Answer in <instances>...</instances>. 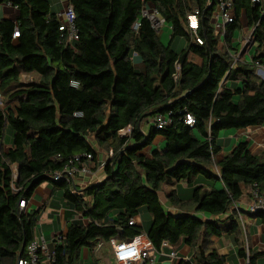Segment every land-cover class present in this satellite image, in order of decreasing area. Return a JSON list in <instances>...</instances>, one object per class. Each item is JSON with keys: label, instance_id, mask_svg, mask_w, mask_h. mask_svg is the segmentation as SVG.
<instances>
[{"label": "trees", "instance_id": "1", "mask_svg": "<svg viewBox=\"0 0 264 264\" xmlns=\"http://www.w3.org/2000/svg\"><path fill=\"white\" fill-rule=\"evenodd\" d=\"M143 1L68 0L79 34L73 50L61 41L51 0H0L18 11L15 19H0V264H16L25 256L22 243L33 238L38 211L18 212V201L30 198L44 181L62 190L70 208L88 220H67L61 239L53 241L52 264H80L82 248L93 256L95 247L112 238L132 239L143 228L128 222L143 208L151 216L146 234L155 249L162 241L169 243L168 251L189 247L191 257L175 264H225L227 256L213 246L223 235H232L244 257L241 215L258 220L264 233V210L233 207L244 191L249 199L253 190L264 191V150L253 153L247 141H239L214 161L222 130L264 126V80L248 64L223 81L229 57L207 22V42L189 40L186 12L201 0H146L172 26L168 44L145 18L132 29ZM241 9L249 26L258 22L254 57L264 62V14L249 0H237V15ZM235 27H229L228 42ZM177 37L187 42L180 52L172 47ZM134 54L141 59L140 70ZM177 59L181 72L175 81ZM23 73L38 80L23 83ZM71 80L79 86H70ZM186 113L194 117L193 126L185 123ZM157 114H166L170 123L162 129L151 124L144 132L141 123ZM128 125L130 133L120 135ZM8 132L11 143L5 148ZM156 136L163 138V149H152ZM109 148L112 156L102 166L101 181L78 191L70 182L50 178L73 155L91 153L97 161ZM197 177L220 182L221 188L210 189ZM179 182L192 186L191 194L184 199L174 188L166 195L177 211L172 214L160 192L164 184ZM254 252L249 249L250 264Z\"/></svg>", "mask_w": 264, "mask_h": 264}, {"label": "built area", "instance_id": "2", "mask_svg": "<svg viewBox=\"0 0 264 264\" xmlns=\"http://www.w3.org/2000/svg\"><path fill=\"white\" fill-rule=\"evenodd\" d=\"M62 4V9L56 13V17L59 20L58 29L61 32V41L65 46L75 50L74 42L79 39L78 29L75 24V12L73 7L68 3V0H59ZM200 3L194 2L190 10L186 12V24L185 31L188 34L189 40L203 45L206 43V29L205 23L210 27L213 36L217 38L219 46L229 57L228 67L226 69L224 79L230 71L235 70L241 65L250 64L254 68V74L260 79L264 80V62L259 59H255V47L256 43L253 41L254 31L257 23H254L245 35L241 31L242 25L239 19L240 14L243 12L247 21L246 14L243 9L237 15L235 6L237 0H201ZM252 6L259 8V14H264V0H249ZM140 18H145L149 21L153 30L157 33L161 32L162 26H166L168 31L172 30V26L169 25L165 18L160 15L156 6L151 1H143L140 8V15L132 24V29L137 30L140 25ZM203 19V22H202ZM236 24L233 35L230 42L227 41L229 34V27L232 24ZM248 24V21H247ZM239 28V39L235 38L236 28ZM202 32V34H201ZM18 28L16 27L12 33V38L18 37ZM241 42L242 47L238 50L235 46L236 42ZM181 72V63L177 59L174 62V72L172 77L175 81L179 79ZM38 80V79H37ZM35 80V81H37ZM20 81L23 83L34 81L32 75L21 74ZM222 81V82H223ZM70 86L78 87L79 82L77 80H71ZM0 96V104L2 102ZM75 116H81L80 112H75ZM185 123L189 126H193L195 119L191 114L186 113ZM151 124L157 129H162L170 123V119L166 114H157L151 119ZM131 131V126H126L120 131V135H127ZM106 158L112 156V150L109 148L105 153ZM100 157V156H99ZM97 157V161H94V156L91 153L75 154L68 159L66 164L61 170H56L51 173L50 178L54 181L65 180L72 183L74 186L79 185L80 188L89 185V181L94 176V167L102 170L104 161H100ZM58 159V155H56ZM12 177L17 178V167L12 166ZM15 191L14 186H12ZM252 198L249 204V211L255 212L256 210H264V191L259 192L257 189L253 190ZM27 199L21 197L18 203V212H26ZM78 214L75 218H79ZM129 225H140L136 218H131L128 222ZM242 230L244 234L245 244V256L241 258V264H250L249 252H248V236L245 226L242 224ZM53 241H59L61 234H55ZM46 239L43 235L37 236L35 230H33V238L25 245V256L20 257L17 264H52L54 261V253L48 248ZM110 245L113 250L115 260L118 264H133L143 263L149 261L154 263L152 256L162 255L168 258L174 259L177 257V253L174 249H170L165 252L164 249L169 248L167 241H162L160 248L155 249L151 244L148 236L144 230L135 235L130 240H117L112 238Z\"/></svg>", "mask_w": 264, "mask_h": 264}, {"label": "crops", "instance_id": "3", "mask_svg": "<svg viewBox=\"0 0 264 264\" xmlns=\"http://www.w3.org/2000/svg\"><path fill=\"white\" fill-rule=\"evenodd\" d=\"M8 4V3H7ZM10 5V4H9ZM11 6V5H10ZM62 9V4L59 0H51V10L54 13L59 12ZM18 14V11H17ZM16 14V16H17ZM15 16V18H16ZM10 17V16H9ZM14 18V19H15ZM8 19V18H6ZM10 19V18H9ZM134 62H140L138 66L142 68V62L141 59L134 54L133 55V63ZM256 76V75H255ZM257 77V76H256ZM258 78V77H257ZM259 79V78H258ZM151 119H146L141 123V126H144L142 129L144 132L147 130L148 126L151 125ZM143 124V125H142ZM142 128V127H141ZM197 135V134H196ZM163 141V138L161 136H156L153 144H158L157 148L160 147V143ZM239 141H247L250 145V151L256 152L260 150H264V126L260 127H247L242 128L238 130H223L222 133H219V142L222 145L221 151L215 155L214 161H218L222 159L225 152H228L231 150V148L236 145ZM6 143V142H5ZM11 143V142H10ZM10 143L5 145V148H8ZM154 146V145H153ZM152 146V147H153ZM149 151V148L146 149ZM223 152L222 156H219L220 153ZM100 161H104L106 157L104 155H100L98 158ZM216 174L219 175L217 169ZM104 178V173L102 170H99L94 167V176L89 181L90 184L97 183L101 181ZM196 181L198 183L206 184L208 188H221L220 182H215L214 184H211V181H207L205 179H202L201 177H197ZM182 182H179L174 186L175 184H169L166 183L162 187V191L160 192V198L163 207L171 212L172 214H176L177 211L174 207H172L165 199L166 195L173 190L174 188H177V185H180ZM165 185L171 186L172 189L167 192L163 188ZM74 190L75 188L80 191L85 187L80 188L79 185L76 184V186L72 185ZM78 187V188H77ZM87 187V186H86ZM174 187V188H173ZM177 190V189H176ZM178 193V192H177ZM179 194V193H178ZM190 195V194H189ZM189 195L186 194V198L189 197ZM63 191L60 189L53 190L52 184L51 185H38L32 192L30 198L27 199V206L25 208V211H38V219L36 221V225L34 227L35 233L37 236L43 235L44 238L47 240V246L52 251L53 247V236L55 234H63V232L66 231V222L67 220H76L81 223L86 224L88 222L87 218L82 216L77 211L70 208V206L66 203V201L63 199ZM180 197H182L179 194ZM37 198V201H32V199ZM184 198V197H182ZM185 199V198H184ZM251 199L247 198L246 191L243 193V197L238 200L234 204V208L237 209H243L245 211H249V204ZM80 215L79 218H75L77 215ZM138 218L142 221H140L141 226L143 230L146 232L149 228L150 221L145 215H137ZM241 225L243 224L245 226L246 232H247V238H248V252L249 249H252L256 253L255 256V262L254 264H264V233H263V226L262 224L257 220H255L252 217H246L244 218L241 215ZM56 220L57 225L50 222ZM143 219L146 220V222H143ZM138 221V220H137ZM55 231V232H54ZM54 234V235H53ZM214 248L218 251L220 255L227 256V262L225 264H241V257L238 255V246L234 243L232 235H223L219 241H216L214 243ZM243 247H245V244H243ZM165 252H168V249H164ZM109 252L112 255L113 250L111 245L109 246ZM192 253L189 250V247L186 245H182L181 248L177 252L178 257L183 258H189L191 257ZM113 260L115 264H118L117 261L114 259V256L112 255ZM96 259L95 255H91L89 249L82 248L80 250V264H90L92 262V259ZM152 259L154 260L153 264H174L168 258L167 256L162 255H154L152 256ZM133 264H146V262L143 263H133ZM149 264H151L149 262Z\"/></svg>", "mask_w": 264, "mask_h": 264}, {"label": "rangeland", "instance_id": "4", "mask_svg": "<svg viewBox=\"0 0 264 264\" xmlns=\"http://www.w3.org/2000/svg\"><path fill=\"white\" fill-rule=\"evenodd\" d=\"M16 14H17V9L15 8V7H13V6H10L9 4H7V3H1L0 4V19H3V18H10V19H14L15 18V16H16ZM10 16V17H9ZM239 19H240V22H241V25H242V29H243V31H241L242 32V34H244L245 33V35L249 32V30L251 29V27H249L248 26V24H247V21H246V18H245V15H244V13L242 12L241 14H240V16H239ZM169 33H168V31H167V28H166V26H162V29H161V33L159 34V36H160V40H161V42L163 43V44H168V42H169ZM235 38L236 39H239V28L237 27L236 28V31H235ZM186 46H187V42H186V40H185V38L184 37H177V38H175L174 39V41H173V45H172V47H173V49L176 51V52H180L182 49H185L186 48ZM235 46H236V48L238 49V50H240L241 49V47H242V44H241V42H236L235 43ZM140 64V62L138 63H136V62H134V65H135V68H137V69H142L140 66H138ZM32 77H33V79L34 80H37L38 78L35 76V75H32ZM2 100V102H3V98L1 99ZM234 100H237V96H235L234 97ZM2 102H1V104L0 105H2ZM143 125V124H142ZM142 127V129L144 128V126H141ZM227 131H230L231 132V130H227ZM223 132V130L220 132V133H222ZM6 142V143H5ZM5 142H4V145H7L8 143H10L11 142V135H10V133L8 132L6 135H5ZM154 146L152 147V149H154V148H157V146H158V144H156V143H154L153 144ZM163 147H164V143H163V141L160 143V147H158L157 149H163ZM225 154V153H224ZM103 155H104V157H105V153H103ZM223 155V152L222 153H220L219 154V156H222ZM202 178H204V177H202ZM213 182V181H212ZM42 185H51V182H49V181H44V182H42L41 183ZM40 184V185H41ZM175 186V185H174ZM38 187V186H37ZM174 188V187H173ZM191 188H192V186H190V185H188V184H186L185 182H182L180 185H177V192L182 196V197H184L185 199H186V194L187 195H189V194H191ZM165 191H167V192H169L171 189H172V187L171 186H168V185H165L164 186V188H163ZM37 201V198H34L33 197V199H32V201ZM139 214H143V215H145V217H147L148 219H149V221L151 222V216L148 214V212L143 208L141 211H140V213ZM136 218V220H138V224H140L141 225V223H140V221H142V220H140L139 218H138V216H136L135 217ZM50 220V219H49ZM55 221V222H54ZM54 221H51L50 220V222L53 224V222H54V224H56L57 225V222H56V220H54ZM146 222V220H144L143 219V222ZM57 227H58V225H57ZM55 232V231H54ZM54 235V234H53ZM183 244H181V245H177L176 247H174L173 249L176 251V253L178 252V250L181 248V246H182ZM109 246H110V244H109V242H103V243H101L100 245H98L97 247H95L93 250H92V253H93V255H95V257H96V259H95V263L94 264H115V262H114V260H113V257H112V255L110 254V252H109ZM179 258H183V257H176V258H174V259H171L170 258V260L172 261V262H174V264L177 262V260L179 259Z\"/></svg>", "mask_w": 264, "mask_h": 264}, {"label": "water", "instance_id": "5", "mask_svg": "<svg viewBox=\"0 0 264 264\" xmlns=\"http://www.w3.org/2000/svg\"><path fill=\"white\" fill-rule=\"evenodd\" d=\"M202 22H203V19H202ZM210 59H211V51H210ZM209 63H210V61H209ZM111 165L114 166V163H112ZM20 200H21V198L19 199V201ZM19 201H18V203H19ZM25 243H26L25 241L22 243V249L25 247ZM19 258H20V256L17 257L16 264H17Z\"/></svg>", "mask_w": 264, "mask_h": 264}]
</instances>
